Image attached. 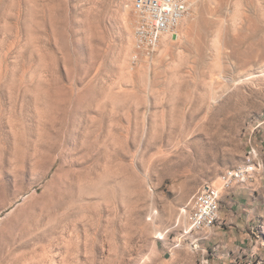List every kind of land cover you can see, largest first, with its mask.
Here are the masks:
<instances>
[{
  "label": "rangeland",
  "instance_id": "obj_1",
  "mask_svg": "<svg viewBox=\"0 0 264 264\" xmlns=\"http://www.w3.org/2000/svg\"><path fill=\"white\" fill-rule=\"evenodd\" d=\"M190 2L145 53L131 0H0V264H211L193 196L264 163V0Z\"/></svg>",
  "mask_w": 264,
  "mask_h": 264
},
{
  "label": "built area",
  "instance_id": "obj_2",
  "mask_svg": "<svg viewBox=\"0 0 264 264\" xmlns=\"http://www.w3.org/2000/svg\"><path fill=\"white\" fill-rule=\"evenodd\" d=\"M138 16L134 32L136 50L150 53L164 34H176L180 21L189 13L188 0H131ZM248 162L227 169L221 176L222 188L233 184L251 182L262 176L263 161L257 158V151L250 146ZM220 190L212 184H204L193 196L189 216L191 231H208L219 220ZM197 241V238L194 240ZM197 245L194 244V247ZM208 260H205L207 263ZM246 264H253L249 261Z\"/></svg>",
  "mask_w": 264,
  "mask_h": 264
},
{
  "label": "crops",
  "instance_id": "obj_3",
  "mask_svg": "<svg viewBox=\"0 0 264 264\" xmlns=\"http://www.w3.org/2000/svg\"><path fill=\"white\" fill-rule=\"evenodd\" d=\"M253 186L232 185L224 189L223 195L221 191L219 220L209 230L208 238L209 245L221 248L210 259L211 264H231L241 254L248 258L255 252L252 225L264 212V206L255 200Z\"/></svg>",
  "mask_w": 264,
  "mask_h": 264
},
{
  "label": "bare ground",
  "instance_id": "obj_4",
  "mask_svg": "<svg viewBox=\"0 0 264 264\" xmlns=\"http://www.w3.org/2000/svg\"><path fill=\"white\" fill-rule=\"evenodd\" d=\"M192 2V1H191ZM191 2L188 0L189 7H191ZM194 2V1H193ZM192 2V3H193ZM181 22V21H180ZM137 25V24H136ZM173 34V33H169ZM165 35V34H164ZM163 36V35H162ZM34 205V204H33ZM36 206V205H35ZM45 210L43 208L39 207H34L31 206L25 213H18L16 214L12 221H11V228L12 229H17L22 232V230L27 228V224L29 220H34L36 219L39 215L44 214ZM43 217V216H42ZM35 221V220H34ZM33 221V222H34ZM35 226V225H34ZM8 230V229H7ZM13 231V230H12ZM15 232V231H14ZM26 233V232H25ZM21 234V233H20ZM27 234V233H26ZM28 235V234H27Z\"/></svg>",
  "mask_w": 264,
  "mask_h": 264
}]
</instances>
